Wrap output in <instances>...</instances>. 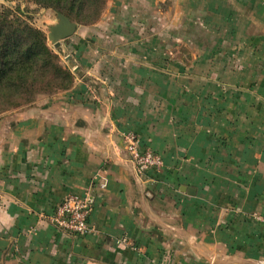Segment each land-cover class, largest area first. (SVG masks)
<instances>
[{"label":"crops","instance_id":"obj_1","mask_svg":"<svg viewBox=\"0 0 264 264\" xmlns=\"http://www.w3.org/2000/svg\"><path fill=\"white\" fill-rule=\"evenodd\" d=\"M162 1L119 0L125 20L108 30L118 43L110 58H91L104 48L83 39L74 48L84 74L78 70L70 90L0 116V264H264V90L251 86L255 73L246 87L227 77L235 66L218 63L217 53L198 61L199 73L150 59L159 47L140 40L150 28L132 20L142 12L151 27ZM169 3L198 6L203 20L215 19L202 24L216 34L231 20L229 32L245 35L242 42L218 35L214 50L204 49L223 52L227 44L243 61L254 52L256 61L242 65L264 67V0ZM128 132L163 157L162 171L138 173ZM69 194L89 199L86 235L47 220Z\"/></svg>","mask_w":264,"mask_h":264},{"label":"rangeland","instance_id":"obj_2","mask_svg":"<svg viewBox=\"0 0 264 264\" xmlns=\"http://www.w3.org/2000/svg\"><path fill=\"white\" fill-rule=\"evenodd\" d=\"M169 1L170 0L162 1L160 4L161 6L159 5L158 7L156 5L155 19H153L154 24L151 27H148L149 22L147 21V19L144 20V13L142 12L136 13L138 14V20H132V22L137 23L135 25L136 28L140 27L141 29L145 28L147 30L150 28L151 35L145 33L140 35L139 39L143 40L144 42H150L153 39L156 44L155 46L160 48H158L154 54H149L148 57L150 59H155V62H158L159 66H161L160 63L162 61H167L170 64H173L174 61L176 63H180L181 68L185 69L186 71L192 69L193 71H195L194 73H199L201 68L197 65V63L199 64L198 61L201 58L214 59V55L217 53L218 63H220L221 59L223 58V63L233 64L235 66V68L228 67L231 69H229L225 73L227 77H231V75L237 76V78H239V80L241 81L242 87H246L248 86V82L246 83L245 79H250V77L248 76L255 73L256 77L255 79H253L254 83L251 84V86H254V88H256L258 91L264 90V87L262 85V80L264 79V67L262 65H259L260 62L257 61L252 67L242 65V62L247 63L248 60L256 61L255 59H253V56H255L254 52L253 56L251 54L246 55L243 61L241 59V55L237 51L229 49L227 44H225L226 46H223V52L211 51L214 50V45L218 35L219 37H224L225 42H242V40L245 38V35L243 34H234V36L232 37L231 32H229V29L231 27V20H225L223 34H216L215 28L207 29V27L202 24V21L215 22V19H212L213 17L208 15L209 18H207V20H203L205 16L202 13L201 9L198 8V6L192 7L188 11H184L182 8L183 4L169 3ZM226 3L228 4V6L230 5L229 2ZM100 6L102 7L100 17L93 23H91L93 17L95 16L93 9L86 10L84 12L81 10L75 11L78 19L73 21L78 25L77 31L72 37L63 40L59 48H55L48 39L49 28L56 24L55 12L57 11H55L54 9L39 5L35 3L34 0H0V16L6 17L14 21L15 23L30 25L33 28L41 31L47 38L46 43L48 47L53 51V53L57 55L58 62L61 64V66H63L71 74H74L75 84V80L79 75L77 74L78 70L81 71V74L84 73H82V67L78 69V64L80 63H78L79 60L75 53L74 46L85 39L91 44H94L96 46L100 45L104 48L103 52L99 51L97 53L95 51H92L90 53L91 58L108 59L113 54L111 51L108 52L107 50H109L111 47L115 48L118 44L111 37H108V30H110L111 27H120V21L122 22L123 20H125V18L122 19V17L125 16V12L120 9L119 0H106V2L104 4L102 3ZM238 6L234 4L235 10L238 9V14L247 15L249 13L248 6ZM165 7H167L165 10H160L164 9ZM169 8L171 10H169ZM110 14H112L111 17L113 18V23L110 22V18L108 19ZM136 14L134 13V15ZM131 17L135 16H133L132 14ZM256 18L257 20L253 21L252 25L249 28V34H253L254 36L261 33L258 31V29L260 28H258L259 18L257 15ZM148 19L150 20L149 16ZM234 20L237 22L236 24L239 30L245 29V22L242 18L236 17L234 18ZM102 21H104L105 23L102 24L104 27L98 26L96 30H98V32H102L103 35L96 36L95 27ZM126 25L129 28V24H125L123 22L121 25L122 29H126ZM132 41L136 43L135 39ZM112 44H115L116 46H112ZM204 47H208L211 50L207 51L204 49ZM117 53L119 54V52ZM119 56L121 57V55ZM68 57H70L69 60H67ZM72 62L75 63L76 69L71 66ZM212 62H214V64L211 65V63V67H207V70L209 71L215 70V61ZM261 62L263 63V59L261 60ZM239 63H241V65H239ZM236 67L238 68L236 69ZM205 68L206 67H204V69ZM164 69L172 74H174V72H177L175 68L171 67H165ZM61 83L65 86L67 81H61ZM59 91L62 90L55 91V93ZM38 92L41 93H39L34 100L28 99L29 97H24L19 101L20 105L18 107L11 108L5 112L0 111V116L5 113L13 112L17 109H23L25 107L31 106L38 99L45 96L48 97L54 95V92H50L47 89L39 90Z\"/></svg>","mask_w":264,"mask_h":264},{"label":"trees","instance_id":"obj_3","mask_svg":"<svg viewBox=\"0 0 264 264\" xmlns=\"http://www.w3.org/2000/svg\"><path fill=\"white\" fill-rule=\"evenodd\" d=\"M34 2L54 9L71 21L78 19L76 10L84 12L93 9V23L100 17V5L106 0ZM46 40V36L32 26L0 16V111L18 107L24 97L34 100L41 93L39 90L47 89L56 94L55 91H68L74 86V74L61 66ZM65 80L67 83L64 86L61 81Z\"/></svg>","mask_w":264,"mask_h":264},{"label":"built area","instance_id":"obj_4","mask_svg":"<svg viewBox=\"0 0 264 264\" xmlns=\"http://www.w3.org/2000/svg\"><path fill=\"white\" fill-rule=\"evenodd\" d=\"M123 138L129 159L139 174L155 173L164 169L163 157L150 149L143 148L136 133H125ZM92 211L87 197L69 194L47 220L63 233L71 236H83L91 231L89 219Z\"/></svg>","mask_w":264,"mask_h":264},{"label":"water","instance_id":"obj_5","mask_svg":"<svg viewBox=\"0 0 264 264\" xmlns=\"http://www.w3.org/2000/svg\"><path fill=\"white\" fill-rule=\"evenodd\" d=\"M55 16L56 24L49 28L48 39L55 48H59L63 40L72 37L76 33L78 25L59 12H55ZM69 59L70 57L67 58V60ZM71 66L76 69L75 63L72 62ZM182 190L189 195H195L194 188L187 187Z\"/></svg>","mask_w":264,"mask_h":264}]
</instances>
